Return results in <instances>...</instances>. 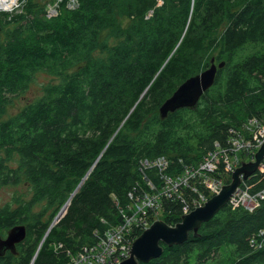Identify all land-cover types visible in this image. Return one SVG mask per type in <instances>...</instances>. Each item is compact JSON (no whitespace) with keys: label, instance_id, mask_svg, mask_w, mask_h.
<instances>
[{"label":"trees","instance_id":"obj_1","mask_svg":"<svg viewBox=\"0 0 264 264\" xmlns=\"http://www.w3.org/2000/svg\"><path fill=\"white\" fill-rule=\"evenodd\" d=\"M27 1L21 14H0V188L22 189L0 206V238L26 230L0 264H66L165 177L216 147L232 156L231 138L264 120V0H77L50 18L47 0ZM212 58L224 66L198 104L161 119L160 106ZM39 72L51 79L12 113ZM241 186L256 194L264 174ZM178 191L154 201L149 223L174 226L207 193L195 181ZM142 232L132 227L129 243ZM146 264H264V201L253 212L227 202L197 236Z\"/></svg>","mask_w":264,"mask_h":264},{"label":"built area","instance_id":"obj_2","mask_svg":"<svg viewBox=\"0 0 264 264\" xmlns=\"http://www.w3.org/2000/svg\"><path fill=\"white\" fill-rule=\"evenodd\" d=\"M247 122L252 124L260 123L258 129L262 128V134L254 135L256 131L244 128L246 127L245 123L243 126L244 135L242 134L241 137L234 136L230 140L232 156H228L226 149L216 147L203 156L196 168L185 170L183 173V176H187L185 180L176 178V176L165 177L163 179L164 185L176 178L173 183V190L167 192L165 187H162L161 192L155 193V195L142 196L141 199L132 204L127 213L121 211L122 222L120 224L108 229L102 236L98 235L97 241L94 244L84 247L66 264H119L127 259L132 246V243H129V240H127V235L130 233L132 227L141 229L142 231L148 229L153 222L149 223L146 210L152 207L154 201L159 196H164L165 198H170L172 195L179 196L178 189L188 186L191 181H195L200 186H203L208 191L207 194H211V192H213L212 195L218 194L222 186L227 184V180L230 182L231 174L241 163L253 160L255 152L264 141V127L261 126V122L256 119H250ZM247 150L252 151L251 155L245 153ZM242 154H244V159L241 157ZM245 158H250V160L245 161ZM141 164L145 168L149 165L147 161H143ZM158 165H161L163 168L167 166L166 159L164 157L159 158L156 163V166ZM258 170L264 174V158L261 160ZM209 176L216 182L215 186L211 189L207 186ZM224 177L225 179L221 180ZM241 185L242 183L234 191L228 202L234 208L241 206L245 210L253 212L259 207L260 201H264V188L256 194L251 195L247 191V188ZM191 188L196 192V185ZM206 201V196L200 193L190 206L188 205L183 208V215L198 207H202ZM95 234L97 235L98 232H95Z\"/></svg>","mask_w":264,"mask_h":264},{"label":"water","instance_id":"obj_3","mask_svg":"<svg viewBox=\"0 0 264 264\" xmlns=\"http://www.w3.org/2000/svg\"><path fill=\"white\" fill-rule=\"evenodd\" d=\"M223 66L224 63L216 64L215 60L211 59L210 65L206 70L186 79L160 106L158 110L160 118L165 119L168 114L180 109L194 108L198 104L201 96L213 86L217 70ZM263 158L264 141L255 152L253 160L241 163L231 174L230 182L223 185L218 194L207 200L202 207H198L184 214L174 226H169L161 220L154 221L148 229L144 230L135 239L131 246L129 257L119 264H146L162 255L163 246L172 247L182 244L188 239L189 233H192L194 237L197 236L201 224L209 221L226 205L240 184L255 174ZM83 181L84 179L81 180L74 192L78 190ZM73 195L74 193L60 208L45 235L63 217ZM25 234L26 230L24 226H16L8 230L6 237L3 239L0 238V256L5 251L15 252V246L24 239Z\"/></svg>","mask_w":264,"mask_h":264},{"label":"rangeland","instance_id":"obj_4","mask_svg":"<svg viewBox=\"0 0 264 264\" xmlns=\"http://www.w3.org/2000/svg\"><path fill=\"white\" fill-rule=\"evenodd\" d=\"M148 1L150 4L151 3L153 4V8L161 6V4L163 2V0H148ZM25 2L27 3L28 1L23 0L20 2L19 0H14V4H13L12 8H9L7 10H0V14L7 15L9 18L15 14H21L22 12H24V11H22V7L25 5ZM46 2H47V4L44 7V12L46 13L48 18L55 17L56 15H58L61 5H63L64 8L68 9V10H75L78 7L77 0H47ZM132 9H135V8H132ZM145 13L147 14V17L151 16L150 12L147 11ZM217 54H218V51L215 50L211 54V57H215ZM209 56L210 55H207V57H209ZM212 59H214V58H212ZM210 61H211V59H210ZM208 64L210 65V63H208ZM50 79H51V76L46 74V73H40L39 72L38 74H36L35 81L31 84L29 92L26 93L25 96H23V99L14 100V103L15 102L16 103L14 104V109H11V112L14 113L16 111V109L20 108V106L23 105L25 100H29V99H33L35 97H38L41 94V87L43 85H45ZM134 106L132 107V109L134 108ZM259 124L258 123L252 124V123L246 122V127H244V128H250L252 130H255L256 132L254 133V135H260V134H262V128L258 129L260 127ZM261 126L264 127V120L261 122ZM245 153H248L249 155H251L252 151L247 150ZM245 161H249V158H245ZM157 168L160 171L164 170V168L161 165H158ZM183 173H184V171L180 175H177L178 177L176 176V178H181L182 180H185L187 178V176L186 175L183 176ZM176 178L173 179L172 181L168 182V184H166V185L163 184V187H165L167 192H170L171 190H173V183L175 182ZM224 179H225V177L221 180H224ZM207 183H208L207 186L211 189L215 186L216 182H214L212 180V177L209 176ZM20 191H22V189L20 187H18V188H4V187L0 188V206H3L6 203L10 202L12 199V195L15 192L19 193ZM212 193L213 192H211V194H209V193L208 194L202 193V194L206 196L207 200H209L212 196H214V195H212ZM5 237L6 236L4 235L3 238H5Z\"/></svg>","mask_w":264,"mask_h":264},{"label":"bare ground","instance_id":"obj_5","mask_svg":"<svg viewBox=\"0 0 264 264\" xmlns=\"http://www.w3.org/2000/svg\"><path fill=\"white\" fill-rule=\"evenodd\" d=\"M13 4L14 0H0V10H7L9 8H12ZM165 168L166 166L164 167V169Z\"/></svg>","mask_w":264,"mask_h":264}]
</instances>
